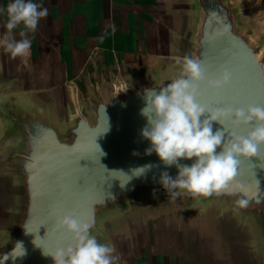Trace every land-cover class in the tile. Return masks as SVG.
I'll list each match as a JSON object with an SVG mask.
<instances>
[{"label": "water", "instance_id": "water-1", "mask_svg": "<svg viewBox=\"0 0 264 264\" xmlns=\"http://www.w3.org/2000/svg\"><path fill=\"white\" fill-rule=\"evenodd\" d=\"M184 1L186 28L171 59L151 73L115 81L108 90L99 87L89 102L76 100L65 114L34 94L15 93L0 83L5 180L0 264H54L44 252L74 243L57 227L66 215L94 222L92 234L105 243L122 224L161 206H175L179 214L215 215L234 234L248 264H264V147L257 156L239 158L236 182L249 202L244 208L235 204L241 194L194 197L181 190L169 196L160 175L166 171L175 178L178 169L154 152L146 154L144 90L169 84L179 74L176 61L185 55L198 56L209 75L225 68L232 73L228 86L209 90L198 102L210 108L264 106V38L256 31L248 0ZM217 129L223 126L213 122ZM225 130L227 138L251 129L225 121ZM194 159L180 163L191 165ZM16 242H22L24 254L16 247L13 257Z\"/></svg>", "mask_w": 264, "mask_h": 264}, {"label": "crops", "instance_id": "crops-1", "mask_svg": "<svg viewBox=\"0 0 264 264\" xmlns=\"http://www.w3.org/2000/svg\"><path fill=\"white\" fill-rule=\"evenodd\" d=\"M11 0H0L7 6ZM48 8L29 33L31 54L13 58L0 48V83L31 93L59 114L95 90L151 73L171 59L186 28L184 0H34ZM264 38V0H248ZM0 15V36L6 31ZM22 30H14L16 38ZM5 180L0 157V222ZM118 264H248L234 234L215 215L179 214L161 206L127 222L105 242Z\"/></svg>", "mask_w": 264, "mask_h": 264}, {"label": "clouds", "instance_id": "clouds-1", "mask_svg": "<svg viewBox=\"0 0 264 264\" xmlns=\"http://www.w3.org/2000/svg\"><path fill=\"white\" fill-rule=\"evenodd\" d=\"M0 15L5 16L6 29L0 36V48L13 58L29 56L32 46L29 33H34L40 20L48 16V8L34 0H11L6 7L0 6ZM21 27L17 39L14 30ZM176 63L180 65L179 74L169 84L159 87V91L144 90L146 104L141 109V115L147 120L141 134L150 141L146 154L154 152L166 166L178 169L175 178L162 172L159 182L169 196H178L181 190L194 197L241 194L235 204L239 208L247 207L249 202L242 195V186L236 182L239 158L257 156L258 149L264 147V106L210 108L198 102L200 97L209 90L228 86L232 73L225 68L209 75L203 61L194 55H185ZM206 113L210 115L202 119ZM225 121L234 128L243 126L251 130L247 135L230 132L225 138ZM213 122H218L223 129L214 132ZM99 150L103 155L100 147ZM193 158L191 165L180 163ZM56 223L59 230L71 235L74 243L67 247L60 245L54 252H44L52 257L54 264H118L115 248L99 242L92 234L94 222L86 223L66 215ZM16 247L21 250L19 255H23L22 242H16L13 257L18 256ZM4 257V261L8 259Z\"/></svg>", "mask_w": 264, "mask_h": 264}]
</instances>
